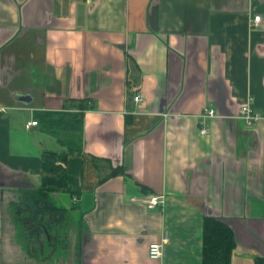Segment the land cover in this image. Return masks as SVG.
I'll return each mask as SVG.
<instances>
[{
    "label": "crops",
    "instance_id": "0c3cea01",
    "mask_svg": "<svg viewBox=\"0 0 264 264\" xmlns=\"http://www.w3.org/2000/svg\"><path fill=\"white\" fill-rule=\"evenodd\" d=\"M242 104L264 112V0H0V264H201L206 216L232 264L264 259V118ZM47 151L66 185L43 187Z\"/></svg>",
    "mask_w": 264,
    "mask_h": 264
},
{
    "label": "trees",
    "instance_id": "16d2710c",
    "mask_svg": "<svg viewBox=\"0 0 264 264\" xmlns=\"http://www.w3.org/2000/svg\"><path fill=\"white\" fill-rule=\"evenodd\" d=\"M82 118L75 121L63 118L59 125L68 130H81ZM43 165L47 174L43 177V187L51 185H66L65 158L56 152L47 151L43 154ZM201 264H232L231 255L234 239L230 227L221 219L206 216L202 226ZM256 264H264L263 258H256Z\"/></svg>",
    "mask_w": 264,
    "mask_h": 264
},
{
    "label": "built area",
    "instance_id": "2783aa9c",
    "mask_svg": "<svg viewBox=\"0 0 264 264\" xmlns=\"http://www.w3.org/2000/svg\"><path fill=\"white\" fill-rule=\"evenodd\" d=\"M260 22V15H253L251 19V25L252 26H258ZM133 100L136 102H139L142 100V97L140 94H136L133 96ZM216 114L215 110L213 108L204 107L201 112V118L202 120L206 117H211ZM237 117L244 121L247 124H252L256 120L260 118H264V112H259L254 110V108L249 104H242L238 110ZM38 124L37 120H29L25 123L26 128H30L31 126H35ZM208 127L205 123L201 122L199 132L201 134H207L208 133ZM143 204H145L148 208H153L158 205H160L163 202V195H153L149 197H143L136 199ZM162 243L160 242H153L149 244L147 249V254L150 259L157 260L160 258L162 254Z\"/></svg>",
    "mask_w": 264,
    "mask_h": 264
},
{
    "label": "rangeland",
    "instance_id": "374dc122",
    "mask_svg": "<svg viewBox=\"0 0 264 264\" xmlns=\"http://www.w3.org/2000/svg\"><path fill=\"white\" fill-rule=\"evenodd\" d=\"M73 238L69 237L68 241H66L65 248H64V257L66 259V263L73 258L74 250H73Z\"/></svg>",
    "mask_w": 264,
    "mask_h": 264
}]
</instances>
